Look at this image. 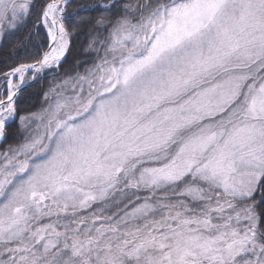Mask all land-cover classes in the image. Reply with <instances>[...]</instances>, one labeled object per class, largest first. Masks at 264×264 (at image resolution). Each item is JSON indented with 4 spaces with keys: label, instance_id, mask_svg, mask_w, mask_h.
Instances as JSON below:
<instances>
[{
    "label": "snow or ice",
    "instance_id": "6c2138e0",
    "mask_svg": "<svg viewBox=\"0 0 264 264\" xmlns=\"http://www.w3.org/2000/svg\"><path fill=\"white\" fill-rule=\"evenodd\" d=\"M0 264H264V0H0Z\"/></svg>",
    "mask_w": 264,
    "mask_h": 264
},
{
    "label": "trees",
    "instance_id": "16d2710c",
    "mask_svg": "<svg viewBox=\"0 0 264 264\" xmlns=\"http://www.w3.org/2000/svg\"><path fill=\"white\" fill-rule=\"evenodd\" d=\"M33 100L36 101V106L38 107L39 106V97L38 96H34L33 97ZM31 102V101H30Z\"/></svg>",
    "mask_w": 264,
    "mask_h": 264
}]
</instances>
